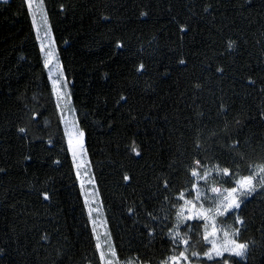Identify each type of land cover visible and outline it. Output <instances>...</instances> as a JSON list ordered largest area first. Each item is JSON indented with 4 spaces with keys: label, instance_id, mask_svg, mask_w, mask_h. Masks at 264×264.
<instances>
[{
    "label": "trees",
    "instance_id": "trees-1",
    "mask_svg": "<svg viewBox=\"0 0 264 264\" xmlns=\"http://www.w3.org/2000/svg\"><path fill=\"white\" fill-rule=\"evenodd\" d=\"M44 4L76 121L85 132L106 227L122 258L139 255L156 264L166 244L159 230L150 242L142 227L144 213L163 215L160 201L149 197L157 177L168 174L169 163L184 159L181 152L191 153L189 121H196V112L204 113L207 136L222 126L217 105L223 99L230 105L227 119L244 121L239 138L248 143L239 151L248 160L264 155V120L259 117L264 110V0H251V5L246 0ZM208 4L212 7L204 12ZM193 6L195 15L189 11ZM178 23L189 26L186 34L178 31ZM118 40L124 48L115 47ZM229 40L237 41L232 52ZM180 58L186 66L178 63ZM141 63L142 73L136 70ZM218 65L225 68L223 77L214 71ZM249 76L255 86L247 85ZM195 82L204 88L194 89ZM20 127L27 133H20ZM133 141L141 157L131 151ZM228 143L216 145L222 165L232 160L220 148ZM0 169V264H98L25 0L0 2ZM125 174L130 182L123 180ZM182 180L181 174L175 183ZM43 192L51 198L45 201ZM130 208L136 212L129 214ZM239 214L246 219L241 239L255 243L247 260L237 264H264V195L251 198ZM45 233L48 238L42 240Z\"/></svg>",
    "mask_w": 264,
    "mask_h": 264
},
{
    "label": "snow or ice",
    "instance_id": "snow-or-ice-1",
    "mask_svg": "<svg viewBox=\"0 0 264 264\" xmlns=\"http://www.w3.org/2000/svg\"><path fill=\"white\" fill-rule=\"evenodd\" d=\"M4 2L6 3L7 0ZM246 2L251 5V0ZM25 3L32 18V25L36 29L37 38L40 40L43 67L49 72L57 107L61 110L68 151L71 153L72 164L76 178L80 182L81 194L91 223L94 249L99 253L98 264H152L151 260L145 261L139 255L122 258L111 232L105 227L106 220L99 218L100 208L92 207L98 192L95 189V177L90 171V161L86 159L85 132L78 127L75 119L69 121L63 114L65 109L68 112L74 109L70 104L71 93L64 91L67 86L66 77L48 23L44 0H25ZM211 7L212 5L208 4L203 11L208 12ZM189 11L192 15L196 14L194 6L189 7ZM147 15V12H141V16ZM102 18L106 21L110 19L107 16ZM42 30L43 36L40 35ZM188 30L189 26L186 23H178L180 33L186 34ZM124 46L119 40L115 44L117 49H122ZM236 47L237 41H228L229 52ZM178 63L186 66L187 60L180 58ZM144 67L145 65L141 63L136 69L137 72L142 73ZM214 71L223 77L225 68L218 65ZM246 83L252 87L257 81L249 76ZM204 86L202 82L192 84L196 90H201ZM260 92L264 93V87L260 88ZM127 100L126 96H120V101L127 103ZM229 110L230 105L221 99L217 105V116L222 126H218V130H213L207 136L202 131V126L207 127L202 124L204 113L197 111L196 121L194 123L191 119L189 121L193 124L194 130L191 153L181 152L180 155L185 158L170 162L168 174L162 173L157 177L156 191L152 192L149 198L160 201L159 211L163 215L145 210L147 222L142 226L150 242L159 230L160 238L166 244L161 249V258L156 264H237V261H246L248 258L250 248L255 241L241 239L242 230L246 227V219L239 212L242 211V205L251 198L264 195V155L259 159L248 160L246 154L239 151L242 144L248 143L239 138L244 121L233 117L230 122L227 119ZM259 117L264 120V110L259 112ZM18 131L22 134L27 133L24 127H20ZM220 141H231L226 146L220 145V148L232 157L231 163L223 165L220 163V155L215 151ZM133 145L135 146L131 147V151L136 157H141L142 149L135 144V141ZM56 163L60 162L56 161ZM2 171L4 169H0V172ZM181 174L183 180L177 185L175 179ZM131 179L132 177L127 174L123 176L125 182H130ZM86 185H91V190ZM41 195L45 201L51 198L47 192ZM141 203L143 204V201ZM135 212L136 209H129V214ZM47 238L46 233L41 236L42 240ZM3 252L4 250L0 249V255Z\"/></svg>",
    "mask_w": 264,
    "mask_h": 264
},
{
    "label": "rangeland",
    "instance_id": "rangeland-1",
    "mask_svg": "<svg viewBox=\"0 0 264 264\" xmlns=\"http://www.w3.org/2000/svg\"><path fill=\"white\" fill-rule=\"evenodd\" d=\"M9 0H7V2H8ZM0 2H4V0H0ZM38 20H39V17L37 18ZM31 20H32V18H31ZM33 29H34V32H35V35H36V38H37V32H36V29H35V27L33 26ZM40 35L41 36H43V30L40 32ZM37 42H38V45H39V49H40V40L37 38ZM45 43H47V41H45ZM41 55H42V58H43V53L41 52ZM46 72H47V75H48V78H49V72H48V70L46 69ZM49 81H50V84H51V87H52V80L49 78ZM66 83H67V81H66ZM64 91H67V92H69V86H68V83H67V86H66V88L64 89ZM52 92H53V90H52ZM53 96H54V99H55V102H56V97H55V94L53 93ZM70 104H71V100H70ZM56 105H57V103H56ZM72 106V105H71ZM58 108V107H57ZM73 108V107H72ZM58 111H59V114H60V117H61V110H60V108H58ZM64 116L69 120V121H71V120H73V119H75L76 120V116H75V112L74 111H72V112H68V110L67 109H65L64 110ZM61 122H62V127H63V130H64V133H65V125H64V123H63V121L61 120ZM65 138H66V143H67V136H66V134H65ZM67 147H68V144H67ZM69 154H70V157H71V153L69 152ZM71 159H72V157H71ZM86 159L88 160V158H87V156H86ZM75 169V168H74ZM91 171V170H90ZM78 184H79V187H80V182H79V180H78ZM86 187L89 189V190H91V188H92V186L91 185H86ZM95 189H96V186H95ZM81 190V189H80ZM97 191V190H96ZM82 195V194H81ZM82 199H83V202H84V197H83V195H82ZM92 207L95 209L96 207H99L100 208V216H99V218H101V219H104V214H103V210H102V207H101V203H100V200H99V196L97 195V197H96V202L92 205ZM85 208H86V212H87V207L85 206ZM88 215V214H87ZM94 215H95V213H94ZM105 220V219H104ZM229 223H231V222H229ZM90 225H91V223H90ZM105 227H106V225H105ZM107 228V227H106ZM101 231H103V229H101ZM99 254V253H98ZM227 255V254H226Z\"/></svg>",
    "mask_w": 264,
    "mask_h": 264
}]
</instances>
